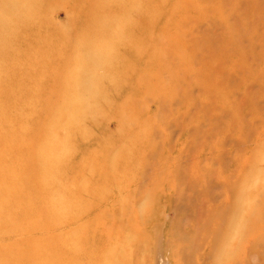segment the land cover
<instances>
[{
  "label": "rangeland",
  "instance_id": "rangeland-1",
  "mask_svg": "<svg viewBox=\"0 0 264 264\" xmlns=\"http://www.w3.org/2000/svg\"><path fill=\"white\" fill-rule=\"evenodd\" d=\"M98 1L136 53L0 46V264H264V0Z\"/></svg>",
  "mask_w": 264,
  "mask_h": 264
},
{
  "label": "bare ground",
  "instance_id": "bare-ground-1",
  "mask_svg": "<svg viewBox=\"0 0 264 264\" xmlns=\"http://www.w3.org/2000/svg\"><path fill=\"white\" fill-rule=\"evenodd\" d=\"M1 1L0 13L2 14H0V26L2 30L5 29L6 37L3 38V43L0 46L5 47L7 53L16 54L17 60H20L19 53H28L26 55L29 58L32 56L29 53H36L38 57L36 59L34 56V65L33 62H30L31 59L29 60V58L25 57L23 61L14 62L13 66L26 69H30L32 66L34 73L37 71L38 73L36 74L39 75L41 73H49L48 70L50 69L57 70L64 67V60H67L66 58L72 56L73 53H120L122 51L123 53H136L135 50L137 49L130 48L128 40L123 38L125 34L124 27L126 26L124 22L127 21L128 25V23H131L133 15H135L137 28L144 29L150 24L149 13L132 11L130 8L124 11L122 7H119L116 14H114L116 15L114 18L116 19L109 18V20H104V17L100 15V17H96L94 23H90L87 16L100 14L102 12L101 9L105 7L102 6L105 4L104 2L89 0L86 4L90 6V3H93V5L85 10V8L81 7V3L85 0H62L68 7V9L66 8L67 17H69L67 19L69 22L72 21V29L74 30L75 28L73 36L68 37L70 33L67 31L63 32V30L61 31L58 28H52L51 25L45 29L40 22L38 23V20L43 18L41 17V12L43 8H46L44 6L56 0H28L27 2H31L29 5L25 0ZM107 3L109 5L108 0ZM88 10H90V13ZM3 14H5L4 19ZM9 22L11 24H8ZM36 22L38 24L35 25ZM9 25H11L9 28H5V26ZM57 49L59 53L56 52ZM81 57L86 58V54ZM52 63L55 66H51ZM25 79L31 81L29 80L30 77H26ZM44 86L46 84H41L43 89L46 88ZM158 254L156 251V255Z\"/></svg>",
  "mask_w": 264,
  "mask_h": 264
}]
</instances>
